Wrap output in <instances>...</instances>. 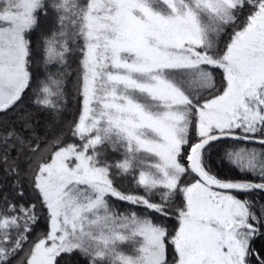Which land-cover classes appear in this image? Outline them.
Listing matches in <instances>:
<instances>
[{"label": "snow or ice", "instance_id": "1", "mask_svg": "<svg viewBox=\"0 0 264 264\" xmlns=\"http://www.w3.org/2000/svg\"><path fill=\"white\" fill-rule=\"evenodd\" d=\"M0 170V264H264V0H0Z\"/></svg>", "mask_w": 264, "mask_h": 264}, {"label": "trees", "instance_id": "2", "mask_svg": "<svg viewBox=\"0 0 264 264\" xmlns=\"http://www.w3.org/2000/svg\"><path fill=\"white\" fill-rule=\"evenodd\" d=\"M71 75H70V81L75 80V76H76V65L73 64L72 65V69L70 70ZM219 79V76H218ZM68 91H69V97H68V107H67V111L65 113V119L71 121L73 119H75L80 111V103H79V97L75 94V88L73 87L72 83H69L68 85ZM30 102V98L26 97L25 101H24V105L27 106ZM11 118V114L9 117H3V120L5 122H9ZM37 119L40 121V125H39V130L41 131V133L44 132V125L47 123L49 117L45 116L44 114H40ZM248 147H256L257 149L260 148L259 144L256 145H248ZM118 158V157H117ZM212 164H213V168L218 172L219 175L221 176H230V177H238L239 173L238 171L233 168L232 166H230L226 161H221L219 156H213L212 157ZM11 178L7 177L5 175V173L0 170V186H2L3 190L5 192H10L11 191ZM122 190H130L129 188V184L127 181H125L123 183V188ZM26 199H32V196L28 193V191L26 190ZM112 203H116L118 205V207L120 208H124L126 207V205L122 204V203H117L115 200L111 201ZM43 215H46V212H43ZM46 228V221L45 220H41L40 222V226L37 229V231H44ZM77 258H71L70 260V264L72 261H74Z\"/></svg>", "mask_w": 264, "mask_h": 264}, {"label": "rangeland", "instance_id": "3", "mask_svg": "<svg viewBox=\"0 0 264 264\" xmlns=\"http://www.w3.org/2000/svg\"><path fill=\"white\" fill-rule=\"evenodd\" d=\"M111 202V201H110ZM112 203V202H111ZM117 205V204H116ZM117 207H118V205H117Z\"/></svg>", "mask_w": 264, "mask_h": 264}]
</instances>
